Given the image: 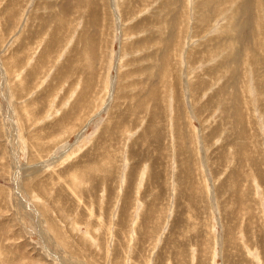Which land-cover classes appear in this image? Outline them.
Instances as JSON below:
<instances>
[{"label":"rangeland","instance_id":"374dc122","mask_svg":"<svg viewBox=\"0 0 264 264\" xmlns=\"http://www.w3.org/2000/svg\"><path fill=\"white\" fill-rule=\"evenodd\" d=\"M0 264H264V0H0Z\"/></svg>","mask_w":264,"mask_h":264}]
</instances>
